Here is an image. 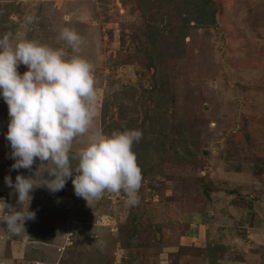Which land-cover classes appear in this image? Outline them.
<instances>
[{
	"label": "rangeland",
	"instance_id": "rangeland-1",
	"mask_svg": "<svg viewBox=\"0 0 264 264\" xmlns=\"http://www.w3.org/2000/svg\"><path fill=\"white\" fill-rule=\"evenodd\" d=\"M213 1L216 24L193 22L177 40L182 4L168 0H0V35L93 65L90 132L103 131L101 108L116 88L152 143L147 158H136L137 205L123 191L86 202L71 179L56 193L40 185L31 193L34 220L14 233L0 223V264H241L246 251L264 264V0ZM63 27L82 37L78 53L59 38ZM158 104L167 109L165 134L160 125L150 129ZM116 105L110 131L126 130ZM8 120L0 97V199L15 206L5 176H35L39 184L51 163L11 170ZM86 142L87 134L78 136L72 152Z\"/></svg>",
	"mask_w": 264,
	"mask_h": 264
},
{
	"label": "clouds",
	"instance_id": "clouds-1",
	"mask_svg": "<svg viewBox=\"0 0 264 264\" xmlns=\"http://www.w3.org/2000/svg\"><path fill=\"white\" fill-rule=\"evenodd\" d=\"M26 19L33 21L32 16ZM59 38L74 53L80 51L82 37L76 31L63 27ZM20 64L27 68L22 74L17 71ZM0 97L8 107L5 138L11 149V170H31L37 160L51 163L44 169L47 178L39 184L34 183L35 176L18 173L14 181L5 176L17 201L13 206L0 199V223L7 231L24 229L25 221L35 219L29 205L36 187L44 185L56 193L68 179L75 195L86 202L100 199L105 192L123 191L130 206L139 203L143 177L132 149L143 133L138 129L111 134L89 131L96 91L93 65L85 58H66L63 50L31 40L14 41L12 33H4L0 35ZM85 134V146L72 152L73 141Z\"/></svg>",
	"mask_w": 264,
	"mask_h": 264
},
{
	"label": "trees",
	"instance_id": "trees-1",
	"mask_svg": "<svg viewBox=\"0 0 264 264\" xmlns=\"http://www.w3.org/2000/svg\"><path fill=\"white\" fill-rule=\"evenodd\" d=\"M168 1L173 3V5H175L176 8L177 6L182 4V8H179L180 10L176 9L178 11V14L176 15H178L179 17H181L182 15V19L180 20L181 22L179 23V34L178 36H176L177 40L184 39V37H186V34L188 33L189 25L193 22L201 25L216 24L217 7L213 0H168ZM151 4L152 3H150L149 5ZM147 6L143 5L141 7L144 10V12L147 11ZM0 13L2 14V12ZM155 19H156L155 13H153L152 17L149 19L150 20L149 23H152L151 24L152 26H149L148 29L151 31L150 35L151 36L153 35V37L156 34L155 30L158 29L157 27L153 26L154 22H156ZM161 87H162L161 84L160 85L156 84L154 85L155 88L154 90L158 89L160 91ZM125 95H126L125 92L121 90L117 91L115 88L113 93L111 94V97H109L110 99L103 102V106L101 108V114H102L101 122H102V130L105 134H111L113 132L110 131L113 127L111 125V122L110 123L107 122V115L110 110V107L112 108V105H116V104L118 105H116V107H114L113 109H117V119L120 120L121 118L125 117L130 122V124L128 125V129L141 130L138 118L133 116L135 115L134 108H129V107L127 108L124 102ZM164 105L158 104L154 118L152 117L153 125L151 124L150 127L152 131L157 125H160L161 128L163 129L159 131L160 134H165L167 132L166 128L168 127V123H167L168 120L166 118L167 109L164 108ZM130 110H132V112ZM118 120L117 121L113 120L114 122L112 121L114 126L118 125ZM119 129L120 126L118 127V130ZM121 131H123V129H121ZM151 144L152 143L150 141H147L145 135H142L140 141L133 144L132 150L134 151L136 158H138L140 154H142L147 158V153L148 151L151 150ZM156 146L155 149L158 150V147ZM210 192L211 191L207 190L206 195L209 196L211 194Z\"/></svg>",
	"mask_w": 264,
	"mask_h": 264
},
{
	"label": "crops",
	"instance_id": "crops-1",
	"mask_svg": "<svg viewBox=\"0 0 264 264\" xmlns=\"http://www.w3.org/2000/svg\"><path fill=\"white\" fill-rule=\"evenodd\" d=\"M255 205V204H254ZM211 219H215V218H213V217H210ZM202 243V240L199 242V244H201ZM224 247V246H223ZM199 248H201V245H199ZM223 254H225L226 253V248H223ZM241 254V255H240ZM239 255H240V260L243 262H240L241 264H245V263H247V264H250V263H248V262H252V264H259L260 262H259V260H258V254L257 253H252V252H240L239 253ZM243 257V258H242ZM248 257H250L249 259H248ZM259 257H260V255H259ZM260 260H261V258H260ZM247 261V262H246ZM231 264H235V263H231Z\"/></svg>",
	"mask_w": 264,
	"mask_h": 264
}]
</instances>
